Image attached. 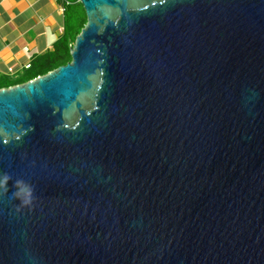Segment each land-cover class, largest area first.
<instances>
[{
    "label": "water",
    "instance_id": "1",
    "mask_svg": "<svg viewBox=\"0 0 264 264\" xmlns=\"http://www.w3.org/2000/svg\"><path fill=\"white\" fill-rule=\"evenodd\" d=\"M78 2L0 89V264H264V0Z\"/></svg>",
    "mask_w": 264,
    "mask_h": 264
},
{
    "label": "crops",
    "instance_id": "2",
    "mask_svg": "<svg viewBox=\"0 0 264 264\" xmlns=\"http://www.w3.org/2000/svg\"><path fill=\"white\" fill-rule=\"evenodd\" d=\"M68 6L64 0H0V84L24 77L53 50L65 33Z\"/></svg>",
    "mask_w": 264,
    "mask_h": 264
},
{
    "label": "trees",
    "instance_id": "3",
    "mask_svg": "<svg viewBox=\"0 0 264 264\" xmlns=\"http://www.w3.org/2000/svg\"><path fill=\"white\" fill-rule=\"evenodd\" d=\"M73 6L79 7V11L72 10ZM86 23V16L81 4L74 1L66 9V25L63 37L57 41L53 50L37 59L33 65H29L28 73L13 82L0 84V89L9 88L18 84L43 76L56 68L66 65L71 61L70 48L75 38Z\"/></svg>",
    "mask_w": 264,
    "mask_h": 264
},
{
    "label": "clouds",
    "instance_id": "4",
    "mask_svg": "<svg viewBox=\"0 0 264 264\" xmlns=\"http://www.w3.org/2000/svg\"><path fill=\"white\" fill-rule=\"evenodd\" d=\"M12 177L7 172H0V194H10L20 208L30 207L34 200L32 185L22 178H16L12 182L13 190L8 192V181Z\"/></svg>",
    "mask_w": 264,
    "mask_h": 264
},
{
    "label": "rangeland",
    "instance_id": "5",
    "mask_svg": "<svg viewBox=\"0 0 264 264\" xmlns=\"http://www.w3.org/2000/svg\"><path fill=\"white\" fill-rule=\"evenodd\" d=\"M66 3H69V4H71V3H73L75 0H64ZM76 1H78V0H76ZM72 10H75V11H79L78 9H79V7H76V6H73L72 8H71Z\"/></svg>",
    "mask_w": 264,
    "mask_h": 264
},
{
    "label": "built area",
    "instance_id": "6",
    "mask_svg": "<svg viewBox=\"0 0 264 264\" xmlns=\"http://www.w3.org/2000/svg\"><path fill=\"white\" fill-rule=\"evenodd\" d=\"M27 67H28V66H27ZM8 73H12V70H11L10 68L8 69Z\"/></svg>",
    "mask_w": 264,
    "mask_h": 264
}]
</instances>
